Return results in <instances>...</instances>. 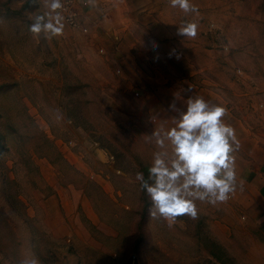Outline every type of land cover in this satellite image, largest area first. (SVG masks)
Here are the masks:
<instances>
[{"label":"rangeland","instance_id":"374dc122","mask_svg":"<svg viewBox=\"0 0 264 264\" xmlns=\"http://www.w3.org/2000/svg\"><path fill=\"white\" fill-rule=\"evenodd\" d=\"M153 1L146 11L181 17L177 29L198 27L192 52L182 36L188 73L160 69L148 83L78 41L32 34L42 0H0V264L257 262L232 194L169 226L149 216L135 175L159 150L152 132L175 126L169 105L186 110L191 95L227 108L236 172L264 163V0H190L197 13Z\"/></svg>","mask_w":264,"mask_h":264},{"label":"clouds","instance_id":"9594fccd","mask_svg":"<svg viewBox=\"0 0 264 264\" xmlns=\"http://www.w3.org/2000/svg\"><path fill=\"white\" fill-rule=\"evenodd\" d=\"M45 11L35 15L29 31L46 38L63 35L65 16L63 0H42ZM173 8L185 13H197L190 0H170ZM96 7V0H92ZM196 23H185L178 35L195 38ZM192 91V89H188ZM171 111L175 126L154 130L151 137L159 150L153 153L147 179L142 171L135 175L141 190L150 197L148 213L151 218H162L175 223L182 215L196 218V201L212 205L226 203L237 189L236 157L240 148L235 129L223 119L227 108L210 103L202 96H189L186 110H179L173 102ZM166 145L169 151L164 150ZM24 264H37L26 260Z\"/></svg>","mask_w":264,"mask_h":264},{"label":"crops","instance_id":"0c3cea01","mask_svg":"<svg viewBox=\"0 0 264 264\" xmlns=\"http://www.w3.org/2000/svg\"><path fill=\"white\" fill-rule=\"evenodd\" d=\"M96 5L92 6V0H80L79 27L56 36L62 44L78 41L79 52H92L102 66L113 65L124 70L127 78L137 76L140 82H155L161 77L160 69L188 73L194 66L192 56L184 57L187 52L182 35H178L181 17L169 16L165 10L159 11V6L146 11L144 0H96ZM192 39L186 37L184 42L190 52L195 46ZM94 66L87 63V67ZM237 180L241 186L232 195L240 210L241 225L249 229V252L257 261L253 264H264V163L237 172Z\"/></svg>","mask_w":264,"mask_h":264},{"label":"built area","instance_id":"2783aa9c","mask_svg":"<svg viewBox=\"0 0 264 264\" xmlns=\"http://www.w3.org/2000/svg\"><path fill=\"white\" fill-rule=\"evenodd\" d=\"M64 8L63 15L65 16V22L71 25H78L80 18V0H63ZM83 4L85 3L82 2Z\"/></svg>","mask_w":264,"mask_h":264},{"label":"trees","instance_id":"16d2710c","mask_svg":"<svg viewBox=\"0 0 264 264\" xmlns=\"http://www.w3.org/2000/svg\"><path fill=\"white\" fill-rule=\"evenodd\" d=\"M147 175H148V174L145 173V178H146V179H147Z\"/></svg>","mask_w":264,"mask_h":264}]
</instances>
